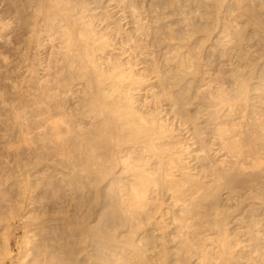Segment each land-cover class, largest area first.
<instances>
[{"label": "rangeland", "instance_id": "1", "mask_svg": "<svg viewBox=\"0 0 264 264\" xmlns=\"http://www.w3.org/2000/svg\"><path fill=\"white\" fill-rule=\"evenodd\" d=\"M0 1L4 2V0ZM20 1L9 0L7 3L0 2V14H4L2 16L0 15V18H2L0 21H7L6 24L0 23L6 26L8 24L7 27L11 28L9 29L3 25L6 29L5 31L3 26L0 25V28L2 27L1 30L4 29L0 31V33L3 34H1L2 36L0 35V50H2V53L10 55V59L5 55L6 58H3V61L1 56L4 57V54L2 55V53H0L1 60L3 61H0V64H2L0 66V69H2L0 70V84L3 87L2 88L0 85V89L2 92L5 89L3 93L0 92V96L7 93L8 95L3 96V99L7 96H9L7 97L8 99H12L10 103L6 98V100L4 99V101H2L3 99L1 100L0 97L2 101H0V104L2 106L6 101L7 104H11L10 106H7V104L4 105L6 108L3 107V109L0 107V110L4 112H2V115H6L5 113L7 112L5 111H8L6 117H4V115L2 116L0 112V129L2 132L3 129L5 130L4 134L0 133V140L3 139L0 141V264H40L42 262L50 264L52 260L54 264H196L199 259H206L209 261V264H262V261L253 253V250L257 246L258 248H264V204H262V198H264L263 178L257 179L258 185L256 186V188L261 191L260 196L262 198L257 200L248 198L241 201L242 203H239V206H236L238 201L235 199H228L232 194L223 193V191L217 192L216 195L209 200V208H211H205V210L209 209V211L212 210L214 213L216 211L218 214L215 216V221L225 224H218L216 222L215 228L212 226L202 227L199 225H201L200 223L206 218L200 219L201 221L196 220V223L199 224H195V227L189 230L187 237L181 236V233L178 231V225L173 223L174 214H178V210L169 206L166 202L162 203L161 199H154L152 200L151 209H158L154 214V216L156 215L155 222H152V219H154V216H152L150 220L152 223L142 226L135 234V238L132 234V232L137 229L134 221H129L126 226H123L118 219L114 217L116 209L114 186H116L117 182H120V180L130 179V175L123 173L121 170L122 167L116 166L117 163L115 160L112 161V163H108L109 167L103 166L99 173H90L85 170L84 164L80 161H78V163L73 159H66L67 157L65 158V156L61 155L65 158L63 159L60 155L57 157V155L53 153L52 150L55 149L56 142H52L54 137L50 138L51 129L49 123L57 116L49 118L44 110L38 108L37 100L41 94V88L38 89V87H40L38 85L40 84L39 81H41L40 79L42 77L44 78H42L43 80L47 79L46 75L48 74V70L45 71V66L47 67L46 64L49 62L47 60L51 58L52 61H54L55 56L53 58V56L51 57L49 55L52 49L48 47V50L45 49L43 52H40L42 57L38 56V53L36 55L38 56L37 58L34 48V52L31 50V53H29L31 54L29 56L30 59L27 58L25 61L27 62L29 60L28 64L25 63V65H29V62L31 63V58H37L34 61L36 62V60L38 61L39 59V62H34L36 65L33 66H36L37 69L35 70L39 71L36 72L32 64L30 65L31 71H27V73L30 71L29 74L31 77L25 73V69H27L26 66H24L25 71L23 68L22 71H20L21 66L18 63L19 56L16 55L18 51H15L14 48L17 49L19 45L18 41L21 42L24 37L23 33H26L24 29L27 28L28 23L33 21L32 14L34 11L31 12L33 9L32 6L34 5V8H36L40 0ZM89 1L93 3L88 7H97V9H93L91 12L88 11L87 13L91 17L96 18L95 22L98 25V30L101 29L104 31L107 28V22L103 18L105 14L111 18V20H108V22L111 23L108 25L110 26L108 32L113 36L118 33L123 36V32L134 30L133 28H137L138 26L141 31L146 32L147 30L145 28H147L155 37L161 38V47H155L153 49L157 56H161L163 51L170 49V47L174 48L180 45V52L182 54L185 53L186 55L187 52L190 51L191 55L194 57V70L196 74L185 76V79L179 87H182L181 91L183 92V97L190 96V89L193 86V90L199 91L196 102L198 104L195 103L193 108L200 107L201 110H204L206 106L209 105V97L213 94L225 92L226 95L233 96L235 93H238V88L242 86L244 90H247H245L247 93L245 94L246 96L241 97L240 101L237 103L238 115L246 114V117L250 120L248 122L251 123H248V127L259 124L261 127L263 126L264 129V0H244V7H249L250 9H247L249 11L248 14H246L248 15L247 17H245L246 15L243 13L242 8L239 7V5L237 6L236 0H135V2L131 0L136 11V17L134 19H131V17L124 19L122 10L116 8L117 2H111V0ZM73 2L74 3H72V0H69V7L68 4H66V6L70 11L76 13L75 10H80L84 4H82L80 0H73ZM30 3L34 4L32 5ZM148 6H150V8ZM30 7H32V9ZM4 8L8 10V12L11 10L10 8H15L16 10L14 9L15 12L11 10L12 12L10 11L11 13H8ZM19 9L21 11H19ZM22 11L24 15H22ZM251 12L254 18H251ZM126 13H128V10H126ZM5 16L9 19L10 23L15 19L16 21H13L12 24L16 26L14 25V27L10 24L13 26L11 27ZM24 16L25 18H23ZM121 17L122 21L119 22ZM248 17L252 19V22L258 23V31L256 29L257 33L252 30L251 25H246L247 21H249L247 20ZM128 22H130V24H126ZM237 24H239L238 29L235 27ZM21 26H23L24 29ZM16 27L17 30H15ZM6 33L8 35H6ZM231 34L234 36V42L232 44L227 43V38L230 37ZM5 35V38L9 39L8 43L10 44L6 42L7 39L5 40ZM9 36H11V38ZM19 36L22 38L19 39ZM172 36H176L173 41L169 39ZM43 37L44 36H42V39H44ZM12 38L15 39L10 42ZM167 39L168 41H166ZM3 40H5L7 44L4 43ZM11 43L15 45L13 46V50L9 51L8 49L12 46ZM4 44H6V47ZM8 45L9 47H7ZM1 46H4L6 51H9L10 54ZM163 46L165 47L164 50ZM55 47H58V44L57 46L55 45ZM3 50L5 52H3ZM11 52L14 56L11 55ZM47 54L48 56H46ZM166 56L165 59L167 58L169 65L173 67L174 54H167ZM11 57H13L12 60ZM7 58L12 61V64L15 63L18 58L16 63L20 67L17 68L18 66L16 63L13 64L15 67L11 66L12 64ZM162 58H164L163 55ZM6 59L9 61V66L6 65ZM40 60L42 64H40ZM37 63L39 65H37ZM3 65H6L7 68L5 66L3 68ZM41 65L45 69H43V67L40 68L39 66ZM52 65L55 66L54 62H52ZM52 65L51 67H53ZM8 67L10 68L8 69ZM5 68L7 70V76ZM10 69L12 70L10 71ZM14 69H20L18 70L20 76H15V74L14 76L13 74L11 75V72L15 71ZM54 70L55 67H53L52 73L49 69V77L54 75ZM18 71H15L16 74ZM44 71L47 73L46 75ZM23 72L26 75V79L28 77H30V79L33 77L35 80L39 79V83L32 78L30 81L36 83L30 82L33 87L32 85L29 86V79L26 80L24 78V80L23 77H21H25V75H22L24 74ZM40 74L43 75H41V78ZM10 75L13 77L11 78ZM1 77L3 78L2 81L4 84L1 81ZM6 77H8L7 80L9 79V81H5ZM13 78H15V80ZM193 78L195 79L194 82L189 84L191 80L193 81ZM10 79L18 81H16V83L12 80L14 82V84H12L13 82ZM20 79L21 81H19ZM23 80L25 83L27 81L28 85H25ZM15 83L17 87L19 86L18 88L22 87L26 91L21 88L18 89L19 91L21 90V93L19 92L20 94H17L18 90L15 88ZM20 84H24L25 86L21 85L20 87ZM9 85H14V87L12 86L13 88H11ZM27 88L32 90L35 89L38 92L35 90H33L35 93H33L32 90H30L32 91L30 92ZM25 92L28 94L26 93V95ZM29 92L35 94L37 97L34 98L35 96ZM22 93L25 95H23L24 97ZM19 95L22 97H19ZM14 97L19 98L17 100ZM25 97L27 98L25 99ZM19 99L22 101H19ZM35 99L36 101H34ZM23 103L27 105L25 106ZM69 103H72V101H69ZM12 104H14V107H16V104L17 108L14 109ZM11 107L15 112L17 109L20 111L17 110L20 113L18 117L17 114H13L15 112H9L12 110ZM30 107H34V109ZM195 108L190 110L186 109V111H189L190 114H194L197 111ZM33 110L36 113H34ZM9 113H12L10 115H12L11 118L13 119L10 118ZM39 114L40 116L44 115L43 117L47 116L43 118L40 117ZM14 116L20 119L21 122L17 120L20 124L23 123L22 119H24L26 124L24 123L23 125L26 127H22V129ZM3 117L5 119H2ZM47 117L49 119H47ZM37 118L38 120L41 118L43 119L37 121ZM6 120H14L16 122H11L9 124L6 123ZM201 120L202 119H200V121ZM46 121L49 123L47 122V124ZM225 121L231 124L229 120ZM12 123H16L17 126L14 124V127ZM1 125H3V127ZM6 125L8 127L10 125V128L8 129ZM47 126V131L48 129L49 131L46 134ZM202 126H204L203 122L198 125V128H202ZM19 128L21 131H19ZM22 132L23 134H21ZM7 134L9 135L6 137V140L5 136ZM22 135L25 138L29 136V141L26 139V141H24ZM37 136L40 140L37 139ZM39 136L45 137L43 138V140H46H44V144L43 142L39 143L43 141ZM186 137V135L181 134L178 140L185 142L183 140H185ZM209 142L208 139L206 140V138H203L201 144L208 146ZM258 142L264 143V136ZM4 144L6 145L4 146ZM195 146H198V144ZM3 147L5 148L4 150H2ZM37 147L39 151H37ZM40 147H42V149ZM10 148L11 151L8 150ZM38 152L40 154H38ZM196 152L198 151L195 149L190 154L191 156L185 155L183 157L188 163L186 167L189 169L197 165V161L192 160ZM45 153H47V156ZM38 155L41 158H39ZM35 158H37L38 161ZM35 160L37 162H35ZM34 162L39 165H35ZM20 163L21 165L25 164L22 166L23 168L18 166ZM26 169L28 171H25ZM250 170L251 168L249 167L247 171ZM196 171L197 169H193L192 173ZM26 173L28 174L26 175ZM86 175L89 176L87 177ZM247 188V183L239 184L238 189L240 190V195L245 196ZM236 195L237 194L233 193V198H237L238 196L236 197ZM170 211L171 213L167 214V212ZM12 213L13 216L11 215ZM216 213L212 216L216 215ZM258 218L263 219L261 224H259L260 226L257 224L255 225V221H257ZM211 219L213 220L212 217ZM163 220L168 223V227L164 228L161 226ZM158 223L159 225H157ZM206 229L208 230L206 231ZM225 229H227L228 238L224 235ZM5 232L6 235L4 236ZM137 236L143 237V242L138 245L140 252L136 250L140 253L138 256L135 255L137 252L133 253V243L131 244L133 239L137 240ZM225 240L228 241L230 245H235L238 241H245L246 243L242 242V244L235 247L229 245L223 257L219 258L218 247L222 242H225ZM136 243H138V241H136ZM3 249L6 250L4 251ZM206 260L203 264H206Z\"/></svg>", "mask_w": 264, "mask_h": 264}, {"label": "bare ground", "instance_id": "2", "mask_svg": "<svg viewBox=\"0 0 264 264\" xmlns=\"http://www.w3.org/2000/svg\"><path fill=\"white\" fill-rule=\"evenodd\" d=\"M7 1L9 0H4V2L6 3ZM80 1L84 5H82V8H80V10L77 11L76 9V13H73L69 10V0H40L38 6L36 5V8H34V3H30L33 5L32 7L34 9L33 10L32 7H30L32 9L31 12L34 11L32 14L33 21L31 23H28V26L26 25L27 30L24 29L23 26H21L24 31H26V33H23V38L20 37L22 33L21 35L19 34V39L22 38V41L20 40L21 42H19L17 40L19 45L17 47L16 42L17 49L14 48L15 51H18L16 55L19 56V61L18 58L17 61L21 66V70H18L22 71V68L24 70V66H26L27 69H25V73H27L28 70L31 71L30 65H36L34 64V60L37 59L38 56L42 57V55H40V52H43V50L47 49L48 47H51L52 49L50 50L49 55L51 57L53 56V58L55 56L54 61H52V59L48 57L50 59L47 60L49 61L46 64L47 67L45 66V71L48 70V74L49 69L50 71H52L53 67H55L54 75H52V77H49L50 75H48L44 71V74H47V77L45 76L47 79L43 80L44 78H41V75L43 73L40 74V80L43 81H39L40 84H38L40 86L38 87V89L41 88V94L37 100V106H39L38 108L40 110H44L49 118L57 116L54 117V120L52 119L51 122L49 120L50 123L46 121V123L48 122L50 124V138L54 137L52 139V142H56V147L52 150L53 153L57 155V157H59L60 155L61 158L65 156V158L67 157L66 159H73L77 162L80 161L84 164L85 170L90 173H99L100 170H102L103 166L109 167L108 163H112V161L115 160L117 163L116 166H121L122 172L130 175V179L120 180V182H117L116 186H114V193L116 194V209L114 212V217L118 219V221L123 226H126L129 221H134L137 228L135 229V231H133L134 233L132 232L134 237L142 226L151 224L155 220L156 215L154 216V214L156 213V211H158V209H151V204L153 203L152 200L154 199H161L162 203L166 202L169 206H172L178 210L179 213L174 214L175 216L173 218V223L178 225V231L181 233V236L186 237L189 234V230L194 228L195 224H197L196 220L199 221L200 219L206 218L202 221V223H200L201 225L199 226H212L213 228H215V223H218V221H215V216H217L218 213H216L215 211L216 215L212 216L215 213L214 211L212 212V210L209 211V209L211 208H209V200L210 198L215 196L217 192L223 191V193L232 194V196L230 195L228 199H235L236 201H238L237 203L235 202L236 206H239V203H242L241 201L248 198H252L255 200L261 199V191L258 190L256 186L258 185V178H263L264 180V143L258 142L264 136V129L263 126L261 127V125L259 124L255 126L251 125V127H248V123H250L248 121L250 120L246 117V114L238 115L239 112H237V103L240 101L241 97L246 96L245 94L247 93V90L245 89V91L244 87L241 86L238 88V93H235L233 96H228V94L226 95L225 92H223L225 94L220 92L218 94H213L209 97V105L206 106V109L201 110L200 107H194L195 109H197L196 113L190 114L189 111H186V109H194L193 105H195V103L197 102L199 91L193 90V86L190 89V96L183 97V92L181 91L182 87H179L185 79V76H192L196 74L194 70V57L191 55L190 51L187 52L186 55L185 53L182 54L180 52L181 45H176L177 47H170V49L163 51V54L161 53L164 58H162V55L157 56L155 50L153 49L155 47H161V38L155 37L154 34L147 28H145L147 30L146 32L141 31L138 26L137 28H133L134 30L123 32V36H121L119 33L113 36L108 32L110 28V26L108 25L111 24L110 22H108V20H111V18H109V16H106L105 14L103 18L107 22V28L104 31H102L101 29L98 30V25L95 22L96 18L91 17L87 13L88 11L91 12V10L93 9H97V7H88L89 5H91V3H93L89 0ZM111 2H117L116 8L122 10L124 19H127L129 17H131V19H134L136 17V11L131 0H111ZM72 3H74L73 0ZM8 4L7 6L9 7ZM66 4H68V7L66 6ZM236 4L237 6L239 5V7L242 8L245 15L248 14V10L250 9L249 7H244V0H236ZM148 7L150 8V6ZM10 9L14 12L16 9L18 11L17 6L16 9ZM20 9L19 11H21ZM126 10H128V13H126ZM6 11L8 12V10ZM10 11L8 13L12 12ZM0 15L2 16L4 14ZM15 15L17 16L16 13ZM22 15H24V12ZM247 16L248 15H246L245 17ZM250 16L251 18H254L253 13ZM23 18H25V16ZM247 20L246 25H251L252 30L257 33L258 23L252 22V19H249V17L247 18ZM13 21L16 20L14 19ZM121 21L122 17L119 19V22ZM1 23L6 24L7 21L3 22L2 20ZM1 23L0 25H2ZM8 23L9 25L12 24L9 22V19ZM126 24H130V22ZM12 25L14 26L15 24ZM235 27L236 29H238L239 24H237ZM1 28L0 31H3L5 29L4 28L3 30H1ZM15 30H17V27L15 28ZM1 34L2 33H0V35ZM6 35L8 34L6 33ZM6 35L4 36V38L6 37ZM41 35L44 36V39H42ZM9 37L11 38V36ZM175 37L172 36L169 39L173 41ZM15 38H12L10 42H12ZM6 39L7 38H5V40ZM179 39L181 40L180 37ZM233 39L234 36L233 34H231V36L227 38V43L232 44L234 42ZM5 40H3L4 43L9 42V39H7L6 42ZM166 41H168V39ZM6 44H4L5 47ZM57 44L58 47H55V45L57 46ZM14 45L15 44L13 43L11 48L8 50L12 51ZM1 47L3 48L4 46ZM5 47L3 49H5L6 51ZM7 47H9V45ZM34 48V51L36 53H34L35 56L38 53L39 55L36 56L37 58H31V63L29 62V65H25V63L28 64L29 60L27 62L25 61L31 55L29 54L31 53L30 51L32 50V52H34ZM164 48L165 47L163 46V50ZM5 51L3 50V52ZM9 51L6 52L10 54ZM0 53H2V50H0ZM3 54L4 53H2V55ZM167 54H174L173 67L169 65L167 58L165 59V57H167ZM5 55L6 54H4V57L1 56L2 59L6 58L7 56L8 58L10 57V55H6V57ZM46 56H48V54ZM1 57L0 61H2ZM12 58L13 57H11V60ZM8 60L6 64L7 66H9L8 62L10 61ZM10 62L12 64V61ZM36 62H39V59L38 61L36 60ZM52 62H54L55 66L52 65ZM13 64L11 66H13ZM40 64H42L41 60ZM1 65L2 64H0V66ZM6 65H3L2 67L4 68V66L6 67ZM37 65L39 64L37 63ZM51 65L53 67H51ZM20 66H18L17 68H19ZM27 66L29 67V69ZM13 67H15V65ZM33 67H35L34 70L37 69L36 66ZM39 67L42 68L43 66L41 65ZM9 68L10 67H8V69ZM45 68L43 67V69ZM139 68H141L142 70ZM12 69H10V71ZM10 71L8 70L9 73ZM15 71L11 72V75L13 74L14 76L15 74V76H20V74H18L19 71L17 72V74ZM5 73L7 76V70ZM25 73L22 75H25ZM29 73L27 74L31 77ZM11 75L10 77L12 78L13 76ZM8 77H6L5 81H9V79L7 80ZM21 77H23V79H26V75L25 77ZM30 77L27 78L29 79V84L30 82H32L30 80L33 78L32 77L30 79ZM2 79L3 78L1 77V81ZM13 79L15 80V78ZM194 80L195 79L193 78V81L191 80L189 84L194 82ZM19 81H21V79ZM14 82L12 84H14ZM16 83L15 86L17 85ZM32 83L36 82L33 81ZM26 84L27 81L25 85ZM21 85L23 86L24 84H20V87ZM31 85L32 84H30L29 86ZM12 86L14 87V85ZM12 86L11 88H13ZM18 87L16 86L15 88L17 90L22 88ZM28 88L27 90H32ZM4 91L5 89L3 90V92ZM20 91L18 90V93H16L20 94ZM35 91H33V93H35ZM0 92H2L1 89ZM26 93L27 92H25V94ZM6 95L8 94H2V96H0L1 100L3 99V96ZM23 95L24 94L22 93V96ZM33 95L35 96V94ZM22 96L19 95V97ZM7 97H4V99L6 98L8 102L11 103L12 99L10 100ZM36 97L37 96H35L34 98ZM18 98L15 99L18 100ZM26 98L27 97H25V99ZM4 99L2 101H4ZM20 99L19 101H22ZM34 101H36V99ZM69 101H72V103H69ZM4 103V105H6L7 101ZM4 105H1L0 107L2 109L3 107L6 108V106ZM10 105L9 103L7 104V106ZM12 105L14 109L17 108L16 104V107H14V104ZM24 105L26 106L27 104ZM13 108L9 112H15ZM32 108L34 109V107ZM17 110L13 114H17L18 117L20 111L18 110V112ZM0 112L2 115L3 111L0 110ZM5 112L8 113V111ZM33 112L36 113L34 110ZM7 113H5L6 115L3 114L4 117L7 116ZM12 113H9V115ZM4 117L2 119H5ZM11 117L12 115H10V118ZM17 117L15 118L16 121H20V119H17ZM43 118L39 120L37 118V121H40ZM49 118L47 117V119ZM200 119L202 120L200 121ZM10 120H6V123L10 124L11 122H16L14 120ZM225 120H229L231 124H228L229 122H226ZM19 121H17V123ZM22 121L23 123L20 124V121L18 125H20L21 128L26 127L23 125L24 123L26 124V121L24 119H22ZM202 122L204 123V126H202V128H198V125ZM12 124L14 126V124L16 123ZM1 126L3 127V125ZM15 126H17V124ZM48 126L46 127V134L49 131V129L47 131ZM7 128L9 129L10 125L9 127L7 126ZM4 131L5 130L3 129V132L1 130L0 133L4 134ZM19 131H21L20 128ZM28 132L30 133V131ZM21 134H23V132ZM181 134L187 136L185 140H183L185 142H181L178 140ZM8 135L9 134L3 136H5L6 139ZM28 137H24V141H29ZM39 137H41L42 140L43 138H45L42 136ZM203 138H206V140L208 139L210 141L208 143V146L201 144ZM37 139L40 140L38 136ZM44 140L39 143L43 142L44 144ZM196 144H198V146H195ZM5 145L6 144H4V146ZM42 147L40 148L42 149ZM4 149L5 148L3 147L2 150ZM195 149L198 152L193 155L194 157L192 158V160H196L197 165L196 167L189 169L188 167H186L188 163L184 160L183 157L185 155L191 156L190 154ZM8 150L11 151V148ZM37 151H39L38 147ZM38 154L40 153L38 152ZM45 154L47 156V153ZM37 158L35 159L37 160ZM39 158L41 157L39 156ZM36 160L35 162L38 161ZM23 165H21L20 163L18 166L22 167ZM249 167L251 168V170L247 171ZM193 169H197V171L195 173H192ZM25 171L28 170L26 169ZM27 174L28 173H26V175ZM90 177L92 178V175ZM262 182L264 188V181ZM243 183H247L248 186L245 196L240 195V190L238 189L239 184ZM233 193L237 194L236 197H238L233 198ZM262 199V204H264V198ZM205 208L209 209L205 210ZM169 213H171V211L167 212V214ZM11 215L13 216V213ZM152 216H154V219H152ZM211 217L215 222L211 219ZM151 219L152 222L150 221ZM262 221L263 219L258 218L257 221H255V225L261 224ZM161 224V226L164 228L168 227V223H166L164 220ZM218 224L225 223L220 222ZM157 225H159V223ZM207 230L208 229H206V231ZM5 235L6 232L4 236ZM224 235L226 236V238L229 237L227 235V229L224 230ZM136 241H138V243H136ZM142 242L143 237L137 236V240H132L131 244L133 243L134 248L133 253L137 252L136 250L139 251L138 245H140V243ZM242 242L246 243L245 241H238L235 245H230V243L225 240V242H222L218 247V257H223L226 248L229 245L231 247H235L239 244H242ZM253 253H255V255H257V257H259L262 261V264H264V248H258L257 246L254 248ZM139 254L140 253L137 252L135 255L138 256ZM205 260L206 259H199L196 264H203ZM40 264L46 263L42 262ZM50 264H54L53 260ZM206 264H209L208 260H206Z\"/></svg>", "mask_w": 264, "mask_h": 264}]
</instances>
